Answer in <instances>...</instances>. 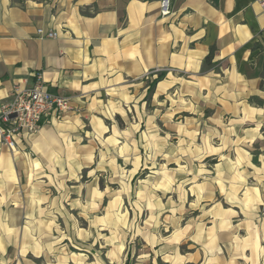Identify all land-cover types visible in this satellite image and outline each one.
<instances>
[{
  "label": "rangeland",
  "instance_id": "1",
  "mask_svg": "<svg viewBox=\"0 0 264 264\" xmlns=\"http://www.w3.org/2000/svg\"><path fill=\"white\" fill-rule=\"evenodd\" d=\"M160 73L120 115L77 119L73 142L49 127L1 158L0 264H264V111L149 93Z\"/></svg>",
  "mask_w": 264,
  "mask_h": 264
},
{
  "label": "crops",
  "instance_id": "2",
  "mask_svg": "<svg viewBox=\"0 0 264 264\" xmlns=\"http://www.w3.org/2000/svg\"><path fill=\"white\" fill-rule=\"evenodd\" d=\"M261 1L172 0L163 18L161 0H0V99L32 87L41 72L47 89L71 102L70 111L49 114L36 133L18 139L15 152L0 140V164L38 151L49 127L65 128L73 142L77 119L108 118L139 104L152 72H165L157 91L199 88L218 112L240 103L262 117L264 106L243 101L264 102ZM40 29L58 38H41ZM212 47L217 65L204 71Z\"/></svg>",
  "mask_w": 264,
  "mask_h": 264
},
{
  "label": "built area",
  "instance_id": "3",
  "mask_svg": "<svg viewBox=\"0 0 264 264\" xmlns=\"http://www.w3.org/2000/svg\"><path fill=\"white\" fill-rule=\"evenodd\" d=\"M172 0H161L160 15H171ZM264 7V0L261 1ZM41 38L56 39L57 32L38 30ZM71 110L68 97L51 93L41 72L34 75L30 88H15L10 100L0 99V138L5 146L15 152L17 140L23 134H34L51 113H66Z\"/></svg>",
  "mask_w": 264,
  "mask_h": 264
},
{
  "label": "trees",
  "instance_id": "4",
  "mask_svg": "<svg viewBox=\"0 0 264 264\" xmlns=\"http://www.w3.org/2000/svg\"><path fill=\"white\" fill-rule=\"evenodd\" d=\"M145 2L150 0H143ZM84 14H89L87 12H84ZM217 57V49L215 47H212L210 50V53L207 55V57L204 60V71H208L211 69H215V66L217 65V62H215V59ZM165 77V72H161L152 80V82L149 85V93H153L156 86L160 81H162Z\"/></svg>",
  "mask_w": 264,
  "mask_h": 264
}]
</instances>
